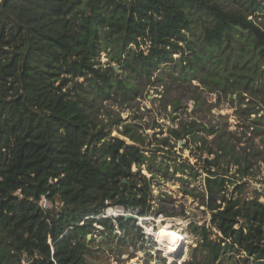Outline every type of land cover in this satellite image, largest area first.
<instances>
[{
	"label": "trees",
	"instance_id": "trees-1",
	"mask_svg": "<svg viewBox=\"0 0 264 264\" xmlns=\"http://www.w3.org/2000/svg\"><path fill=\"white\" fill-rule=\"evenodd\" d=\"M162 68L231 92L240 105L247 94L259 115L264 0H0L1 264H95L131 247L134 259L143 249L139 221L106 212L158 217L143 167L153 176L155 167H170L146 154L130 125L123 137L98 129L90 108L136 98ZM254 122L263 125L264 117ZM184 131L172 134L181 140ZM219 149L224 154L205 166L210 225H190L199 248L189 264H264V194L243 195L245 183L231 192L237 175L221 159L240 164L232 149ZM250 169L238 174L252 176ZM177 174L198 176L189 162L176 164ZM42 197L52 208L40 205Z\"/></svg>",
	"mask_w": 264,
	"mask_h": 264
},
{
	"label": "rangeland",
	"instance_id": "rangeland-1",
	"mask_svg": "<svg viewBox=\"0 0 264 264\" xmlns=\"http://www.w3.org/2000/svg\"><path fill=\"white\" fill-rule=\"evenodd\" d=\"M228 5L231 6V2ZM99 61L101 64L108 62L107 52L101 53ZM170 72L174 77L164 75L162 68L151 82L142 81L136 98L123 100L114 97L105 102H94L90 108L98 129L105 128L111 136L123 137L120 132L125 125H130L144 138V146L141 147L146 154L156 164L170 167L167 172L155 167V176L148 173L146 165L143 167V173L152 184L153 210H162L158 217L144 218L143 224L138 223L147 244L143 249L138 246L140 250L134 259L129 258L134 251L131 247L121 259L114 254L110 257L102 255L95 264H189L199 248L198 238L190 233V225H210L211 214L202 202L207 175L205 166L207 159L224 154L219 149L220 145L232 149L240 164L236 165L230 157L221 159L222 166L228 167L230 173L238 177L230 191L245 183L246 189H241L243 195L255 199L256 193L264 194V124L254 122L256 118L264 117V110L259 115L255 110L251 111L256 102L247 94L240 105L237 96L231 92L225 93L219 87L202 85L199 81L186 83L180 78L179 70L171 69ZM158 76L160 80H156ZM185 128L190 130V134L183 139L173 136V130L184 135ZM125 140L130 143L129 139ZM184 162L195 166L197 177L173 175V167ZM247 164L251 165L252 176L242 178V173L238 172ZM133 171L138 172V167L134 166ZM121 213L122 209L109 208L106 216L117 217ZM168 224L187 236L186 243L179 248L180 257L175 260H170L159 243V239L162 240L160 231ZM102 241L99 237L95 244Z\"/></svg>",
	"mask_w": 264,
	"mask_h": 264
},
{
	"label": "bare ground",
	"instance_id": "bare-ground-1",
	"mask_svg": "<svg viewBox=\"0 0 264 264\" xmlns=\"http://www.w3.org/2000/svg\"><path fill=\"white\" fill-rule=\"evenodd\" d=\"M160 233L162 240L160 241L159 239V243L163 248H165L167 254L170 257V260H175L177 257H180V252L178 251H180L181 245H184L187 236L184 233H182L180 230L173 229V227H171V225L169 224L165 227H162Z\"/></svg>",
	"mask_w": 264,
	"mask_h": 264
},
{
	"label": "water",
	"instance_id": "water-1",
	"mask_svg": "<svg viewBox=\"0 0 264 264\" xmlns=\"http://www.w3.org/2000/svg\"><path fill=\"white\" fill-rule=\"evenodd\" d=\"M114 69L116 71H118V67L117 66H114ZM124 182H125V180H124ZM118 216L123 217V218H125L127 220H135V221H139L140 222V220L142 219L141 221H143V218H139L137 215H134V214H131V213H127V214L126 213H121Z\"/></svg>",
	"mask_w": 264,
	"mask_h": 264
},
{
	"label": "built area",
	"instance_id": "built-area-1",
	"mask_svg": "<svg viewBox=\"0 0 264 264\" xmlns=\"http://www.w3.org/2000/svg\"><path fill=\"white\" fill-rule=\"evenodd\" d=\"M40 205L45 208V209H50L52 208V204L46 199V197H42L41 201H40ZM141 220H140V224H141ZM23 264H26V261L23 260L22 261ZM1 264V263H0Z\"/></svg>",
	"mask_w": 264,
	"mask_h": 264
}]
</instances>
